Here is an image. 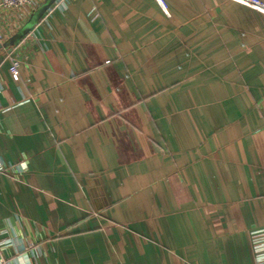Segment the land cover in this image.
<instances>
[{
  "label": "crops",
  "instance_id": "0c3cea01",
  "mask_svg": "<svg viewBox=\"0 0 264 264\" xmlns=\"http://www.w3.org/2000/svg\"><path fill=\"white\" fill-rule=\"evenodd\" d=\"M164 1L0 10V264H264V14Z\"/></svg>",
  "mask_w": 264,
  "mask_h": 264
},
{
  "label": "built area",
  "instance_id": "2783aa9c",
  "mask_svg": "<svg viewBox=\"0 0 264 264\" xmlns=\"http://www.w3.org/2000/svg\"><path fill=\"white\" fill-rule=\"evenodd\" d=\"M42 0H0V10L3 9H17L22 7H33L39 4ZM162 9L168 14L167 4L164 0H157ZM241 5L250 7L256 11H259L264 14V2L261 0H232ZM5 40V32L0 24V46H2L3 41ZM19 67L20 61L13 60L10 66V73L15 81L19 79ZM4 172L5 170L0 169ZM261 259L264 260V253L261 255Z\"/></svg>",
  "mask_w": 264,
  "mask_h": 264
}]
</instances>
